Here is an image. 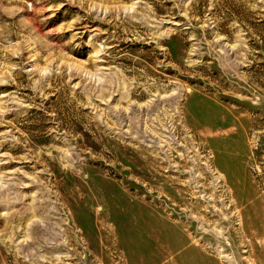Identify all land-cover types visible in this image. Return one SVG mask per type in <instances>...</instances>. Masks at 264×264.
I'll list each match as a JSON object with an SVG mask.
<instances>
[{
	"label": "rangeland",
	"instance_id": "374dc122",
	"mask_svg": "<svg viewBox=\"0 0 264 264\" xmlns=\"http://www.w3.org/2000/svg\"><path fill=\"white\" fill-rule=\"evenodd\" d=\"M242 262L264 0H0V264Z\"/></svg>",
	"mask_w": 264,
	"mask_h": 264
},
{
	"label": "bare ground",
	"instance_id": "6f19581e",
	"mask_svg": "<svg viewBox=\"0 0 264 264\" xmlns=\"http://www.w3.org/2000/svg\"><path fill=\"white\" fill-rule=\"evenodd\" d=\"M219 255L222 257V258H228L226 255H224L222 252L219 253ZM225 260V259H224ZM242 264H244V262H242Z\"/></svg>",
	"mask_w": 264,
	"mask_h": 264
}]
</instances>
